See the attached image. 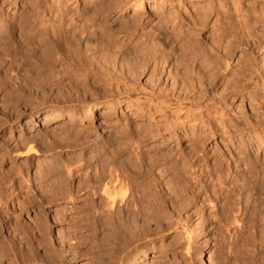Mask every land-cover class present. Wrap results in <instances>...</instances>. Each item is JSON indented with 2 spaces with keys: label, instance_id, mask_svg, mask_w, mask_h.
Listing matches in <instances>:
<instances>
[{
  "label": "rangeland",
  "instance_id": "1",
  "mask_svg": "<svg viewBox=\"0 0 264 264\" xmlns=\"http://www.w3.org/2000/svg\"><path fill=\"white\" fill-rule=\"evenodd\" d=\"M10 1L3 5L0 15L3 41L0 45V264H138L141 260L153 261L149 264L264 262V245L261 248L258 243L260 238L253 228L254 223L247 225L244 220L246 214L250 215L262 204L264 197L256 189L259 176L264 174V90H257L255 100L242 99L234 91L242 82L236 72L235 82L227 79L213 86L212 78L206 74L209 67L199 55L203 49L217 48L218 34L222 29H231L238 33L239 48L247 49L246 57L253 64L255 75L264 81V56L258 44L262 40L264 0H217L212 7L200 0H184L185 5L181 6L178 0H166L155 8L152 2L140 17L134 34L115 35L121 45L134 42L138 36L142 41L153 39L152 45H159L156 47L160 51L168 53V61L187 46L184 42L188 39L175 40L172 36L181 29L194 42L199 61L197 67L193 64L189 69L187 89L182 90L180 82L174 83L164 73L151 76V70L136 74L126 70L123 55L114 51L118 44L115 45V39L108 33L128 21L129 14L119 15L117 9L111 8L85 23L82 16L91 15L100 0H92V3L38 0L47 11L18 25L15 17L22 13V8L33 6L36 0ZM160 1L154 2L159 4ZM167 16L175 18V23H159L160 18L167 19ZM45 19L47 23L40 25ZM12 21L16 22L10 27ZM21 30L25 36L21 35ZM69 39L78 42L76 56L81 54L82 57L77 58L74 49L67 51L65 47L64 52L59 51L61 55L50 54L51 62L49 56L44 60L48 47ZM72 55L82 64L85 58L87 67L89 63L91 67L81 66L74 58L75 62L70 61ZM61 56L62 62L55 63V58ZM238 56L239 52L235 57ZM46 61L56 66L49 63L46 66ZM83 66L85 69L81 68ZM74 68L80 71L77 70L79 75ZM195 69L199 75L195 74ZM98 71L106 76L101 77ZM205 86H208V97L199 98L206 101L208 107L202 108V117L188 109L183 112L177 109L179 105L173 94L182 97L193 94L198 98L200 92L196 90ZM113 94L122 101L113 113L101 109L93 120L85 118L84 113L93 100H103L108 105ZM53 108L59 110L60 116L50 115ZM71 113L73 118L69 117ZM28 148H33L34 152L25 154ZM139 153L148 158L155 154L165 157L156 165L150 177L154 182H149V187L131 171H135L134 167L138 169L136 155ZM41 156L53 158L49 166L53 171L42 170L38 161ZM115 158L132 177L127 192L129 199L142 194L145 199L140 203L142 211L150 216L154 212L153 217L111 218L103 197L98 191L92 194V189L87 187L91 184L88 177L94 175L93 166ZM191 162H195L193 167L189 166ZM66 164L71 165V174L66 173ZM183 164L186 171L181 170ZM167 168L173 173L186 172L183 179L187 178L188 185L194 189L197 186L194 178L207 183H211L212 178L214 189L226 187L224 178L229 177L238 186L244 184L241 195L237 192L238 197L233 195L238 200L231 199L235 201L232 214L239 216V223L226 228L217 220L212 222L216 207L206 201L202 203L196 193L197 197L189 201L190 204L187 200L194 197L189 187L184 188L187 192L181 195L185 196L183 198L191 196L183 200L180 195L178 201L174 197L179 187L177 182L168 184L170 176L167 174L157 176L158 171ZM217 174L224 177L221 178L223 183L215 182L213 178ZM246 175L250 177L247 179ZM136 181L145 184L142 186ZM169 200L167 208H159ZM212 200V204H220L218 199ZM131 201L127 207L121 205L122 208L131 211L135 208V211L139 202L137 207H132ZM157 211L160 216L155 215ZM118 225L125 229L121 234L115 230ZM240 226L245 229L241 230ZM157 250H160L159 257H149Z\"/></svg>",
  "mask_w": 264,
  "mask_h": 264
},
{
  "label": "bare ground",
  "instance_id": "2",
  "mask_svg": "<svg viewBox=\"0 0 264 264\" xmlns=\"http://www.w3.org/2000/svg\"><path fill=\"white\" fill-rule=\"evenodd\" d=\"M10 0H0V15L2 14V9L4 8L3 5L6 3H8ZM59 1V0H58ZM92 0H81L80 2H91ZM155 0H100V3L98 4V2L96 4H98L93 13L91 15H83L82 18L84 19L85 23L88 21H91L96 15H98L99 13H104L108 10H110L111 8H114V9H117L118 10V13L119 15H124V14H129V19L128 21L126 20V22H122V24L119 26V28L117 29H113L109 31V35L111 37H113L114 39V43L115 45L118 44V45H121L122 42L119 41V37L116 38L115 35L117 36L118 34H123L121 36H129L131 34H134L136 31H137V28L139 26V21L140 20V17H142V15L145 13L146 9L148 8V4H151L152 2V5L153 7L155 8V5H162V3L166 0H161L159 2V4L157 2H154ZM171 1V0H170ZM201 2L203 3H206V5L208 6H215L217 0H200ZM11 2V1H10ZM32 2V0H31ZM65 2V1H64ZM58 3V2H57ZM92 3V2H91ZM43 5V4H42ZM47 5V4H46ZM176 5V4H175ZM178 5H185V2L184 0H178ZM48 7V6H47ZM58 7V6H57ZM159 7V6H158ZM23 11L21 14L17 15L15 17V20L18 22V25H21L22 23H26V22H29L31 21L32 17L36 14H40L42 13L43 11L45 12V8H42L41 6V3L36 0V2L34 1V4L33 6H28L25 7V8H22ZM49 9V7H48ZM47 11V10H46ZM62 12V11H61ZM48 13V12H47ZM43 14V13H42ZM45 16V15H44ZM87 16V17H86ZM168 18L166 19V17H162L159 19V23H175V18H169V16H167ZM61 19V18H60ZM62 20V19H61ZM16 21H12L10 23V27L14 26L15 25V22ZM82 21V20H81ZM47 23V19L43 20L40 22V25L44 26L45 24ZM8 24V23H7ZM84 24H82L81 26H83ZM8 26V25H7ZM261 35L260 36L262 38V40H260V42H258L259 44V48L260 50L262 51V54L264 56V20L261 21ZM79 27V26H78ZM85 27V26H83ZM83 29V28H82ZM22 31V30H21ZM25 31V30H24ZM81 31V30H80ZM23 32V31H22ZM26 33V31H25ZM21 34V32H20ZM27 34V33H26ZM76 34V32H75ZM81 34V33H80ZM22 36H25L24 32L21 34ZM171 35V33H170ZM21 36V37H22ZM27 36V35H26ZM72 36V35H71ZM74 36V35H73ZM145 36V35H143ZM175 40L177 39H180V40H185V39H188L184 42L187 43V46L184 48L182 47V44L180 47L181 48V53L177 54L176 57H173L171 59H169L168 61H166V59L168 58L166 54H168L167 52L165 53L162 49V51H160V49H158L157 47H159V45H152L151 44V41L153 39H150V38H146L144 39L143 41L140 39V36H138L137 40H135L134 42H130V44L126 45L123 44L121 46H118L117 45V49H114L117 50L118 54H122V59H123V65L125 66L126 70L127 71H130L129 73L130 74H136V73H142L144 72L145 70H151V76L152 75H158L160 72L161 73H164L163 75H166L169 79H172V81L177 82L179 83L180 82V88L179 89H187V79H188V71L189 69L193 66V64H195V66L197 67L198 64H199V61L198 59L196 58L198 54H195L197 49L194 47V42L192 41V39L187 36L185 33H183L181 31V29H178V31H174L173 32V35ZM150 37V36H149ZM153 37V36H152ZM170 37V36H169ZM172 37V38H173ZM27 38V37H26ZM75 38V37H74ZM143 38V37H142ZM112 39V38H111ZM110 39V40H111ZM260 39V38H259ZM29 40V39H28ZM44 40V39H43ZM50 41V40H49ZM112 41V40H111ZM110 41V42H111ZM217 48L216 47H211L209 48L208 50H205L203 49L202 50V54H199L201 55L200 57H204V60L206 61V64L207 66L209 67L208 71H206V74L208 76H210L212 78V85L214 86L218 81H226L227 79H233L234 82L236 81V77L234 74L235 72L238 73V77L240 78V81L242 80V82L240 84H237L239 83L238 80H237V85H234L235 83H233V80H231V82L233 83L234 86H237L236 88H234V91L236 90V93L237 95L239 94V96L243 99L245 97H249L253 100H255L256 98V94H257V90L258 89H263L264 90V81H261V79H259L254 73V68L252 67L253 64H251V60H249L247 57H246V50L247 49H240L239 46L241 44L240 42V38L238 36V33L236 31H233L231 29H222V31L218 34L217 36ZM3 41L0 39V45ZM5 42V40H4ZM10 42V41H9ZM77 41L73 40V39H69V40H66V41H62L61 43H58V44H55L52 45L51 47H48V54H45L43 55L44 56V60H47V56L48 57V61L50 58H52L50 56V54H56L58 56V54L60 53L59 51H63L62 49H66L68 51V49H74V54L76 56V45H77ZM113 43V42H112ZM124 43V42H123ZM52 44V43H51ZM110 44V43H109ZM5 45V44H4ZM66 45V46H65ZM107 45V44H106ZM113 45V44H111ZM113 45V46H115ZM88 46V45H87ZM113 46H111L113 48ZM130 46V47H129ZM1 47V46H0ZM107 47V46H106ZM109 47V46H108ZM8 50L10 49L9 46H7ZM76 48V49H75ZM110 48V47H109ZM4 50H6V47L3 48ZM2 49V50H3ZM30 49V48H29ZM108 49V48H107ZM180 49V48H179ZM7 50V51H8ZM89 50V49H88ZM106 50V49H105ZM6 51V53H7ZM29 51V50H28ZM31 51V50H30ZM113 51V50H112ZM113 51V52H114ZM1 52V50H0ZM5 52V51H3ZM47 52V51H46ZM64 52V51H63ZM62 52V53H63ZM79 52V51H78ZM107 52L108 54V51H105V53ZM115 52V53H117ZM239 52V56L236 58V54ZM5 53V54H6ZM11 54V52H9ZM88 53V52H87ZM111 53V52H110ZM4 54V53H3ZM29 54V53H28ZM132 54V57L130 56ZM13 55V54H12ZM61 55V54H59ZM79 55V57H82L81 54H77ZM129 55V57H128ZM90 56V55H89ZM99 56V55H98ZM109 56V55H108ZM113 56H114V53H113ZM77 57V56H76ZM77 57V58H79ZM86 59L88 58L87 56H85ZM111 58V56H109ZM120 57V56H119ZM172 57V56H171ZM28 58V56H27ZM71 58V57H70ZM69 58V59H70ZM74 56L72 55V59L74 61ZM84 58V57H83ZM92 58V57H91ZM101 58V57H100ZM113 58V57H112ZM234 58L236 59L235 62L233 63L234 61ZM264 58V57H263ZM32 59V58H31ZM53 59V58H52ZM56 61L55 63L57 62H60L62 60V56L61 58L59 57H56L55 58ZM54 59V60H55ZM68 59V58H66ZM99 59V58H98ZM114 59V58H113ZM202 59V58H201ZM58 60V61H57ZM64 60V59H63ZM78 60L80 62L79 59H75V61ZM88 60V59H87ZM86 60V62H87ZM92 60V59H91ZM109 60V59H108ZM112 60V59H111ZM110 60V61H111ZM115 60V59H114ZM119 60V59H118ZM203 60V61H204ZM41 61V60H40ZM69 61V62H70ZM74 61V62H75ZM83 61V60H82ZM97 61V59H96ZM121 61V59H120ZM172 61V62H171ZM51 62V60L49 61ZM49 62H45L46 63H49ZM62 62V61H61ZM68 62V63H69ZM89 62V61H88ZM169 64H167V63ZM171 62V63H170ZM2 63V62H1ZM0 63V64H1ZM54 63V61H53ZM52 63V64H53ZM81 63V66L82 65H86L87 67V64L85 63V58H84V61H83V64L82 62ZM85 63V64H84ZM92 63V62H91ZM101 63V62H100ZM114 63V62H113ZM50 64V63H49ZM59 64V63H58ZM77 64V63H76ZM79 64V63H78ZM99 64V63H97ZM121 64V63H120ZM167 64V65H165ZM241 66L239 67L238 65ZM44 65V64H43ZM51 65V64H50ZM48 65V68L51 67V66H56L55 65ZM67 65V64H66ZM153 65V66H152ZM32 66V65H31ZM45 66V65H44ZM47 66V64H46ZM60 66H65V64L63 65L62 63H60ZM69 65H67L68 67ZM102 66V65H101ZM118 66V65H117ZM116 66V67H117ZM152 66V67H151ZM156 66V67H155ZM58 67V65H57ZM76 67H78L79 69V66L76 65ZM85 66L81 67V68H84ZM88 67L90 68V63L88 64ZM87 67V68H88ZM96 67V66H95ZM152 69H151V68ZM55 68V67H53ZM60 68V67H58ZM57 68V69H58ZM65 68V67H64ZM66 69V68H65ZM69 69V67H68ZM75 69V68H74ZM77 69V70H78ZM85 69V68H84ZM83 69V71H85ZM97 69H98V66H97ZM101 69V68H100ZM103 69V67H102ZM67 70V69H66ZM76 70V69H75ZM74 70V71H75ZM76 70V71H77ZM82 71V69H80ZM91 70V69H90ZM89 70V71H90ZM9 71V70H8ZM70 71L72 72V70L70 69ZM79 71V70H78ZM77 71V75H79V72ZM107 71V70H105ZM37 72V71H36ZM53 72V71H52ZM69 72V71H68ZM93 72V71H92ZM91 72V73H92ZM96 72V71H95ZM99 72V71H98ZM63 73V72H62ZM90 73V72H89ZM94 73V72H93ZM97 73V72H96ZM106 73V72H105ZM147 73V72H146ZM200 72H198L196 69H195V74H198ZM82 74V73H81ZM100 74V72H99ZM84 75V74H83ZM101 77H105L106 74H100ZM105 75V76H104ZM108 75V74H107ZM199 75V74H198ZM138 76V74H137ZM151 76L149 77V79L151 78ZM237 77V78H238ZM55 78V77H54ZM134 78H135V75H134ZM132 79V78H131ZM133 81V80H132ZM109 83V82H108ZM130 85V84H129ZM126 87V86H125ZM109 88V87H108ZM128 90V89H127ZM120 91V90H119ZM126 91V90H125ZM196 91H199L200 93L197 95L198 98H196L194 95V97L192 95L189 96V94L185 95V96H181V95H176L173 94L174 96V100L176 101L177 105L178 106V110H181L182 112L185 111L186 109H188L189 111H193L195 114L197 115H203L202 113V108L204 109L207 108L206 107V101L205 103L199 98V97H208V86H205V87H202L201 89L199 90H196ZM107 92V91H106ZM128 92V91H127ZM202 92V93H201ZM110 93V92H109ZM112 93V92H111ZM122 93H124L122 91ZM179 93V92H178ZM158 94V93H157ZM156 94V95H157ZM118 95V94H117ZM155 95V94H154ZM162 96L164 94H161ZM167 95V94H165ZM171 95V94H170ZM202 95V96H201ZM158 97L159 94L157 95ZM192 96V97H191ZM128 97V96H127ZM157 97V98H158ZM156 98V99H157ZM125 99V98H123ZM203 99V98H202ZM129 100V99H128ZM207 100V99H205ZM122 101L120 100L119 97L117 96H114V94L112 95L111 97V100H110V104L107 105V103L105 104V102L103 100H99V99H96V100H93V102L91 103V105L87 108V110L85 111L84 113V116L85 118H87L88 120H93L97 113H98V110H101V109H107L106 110V113H113L114 110L116 109V106H118ZM125 102V100H124ZM127 102V101H126ZM160 104V103H159ZM166 104V103H165ZM174 105V104H172ZM129 106H133V103L130 102L129 103ZM166 106V105H165ZM168 106V105H167ZM176 106V104L174 105ZM111 107V108H110ZM175 108V107H174ZM158 109H161V108H158ZM176 109V108H175ZM185 109V110H184ZM177 110V111H178ZM189 113V112H188ZM192 112H190L191 114ZM187 115V116H190ZM193 114V113H192ZM50 115H57V116H60V112L58 109L56 108H53L51 111H50ZM110 114H108L107 116H109ZM201 115V117H202ZM69 117L70 118H73L74 117V114H69ZM196 117V116H195ZM189 118V117H188ZM194 118V117H193ZM45 119V118H44ZM190 123H194V122H190ZM258 137V136H257ZM135 141H133L134 143ZM133 145V144H132ZM137 145V144H136ZM135 146V145H134ZM136 148V147H135ZM32 149V150H31ZM34 149L33 148H28L25 152V154H28V153H31V152H34L33 151ZM195 151V150H194ZM141 155V156H139ZM197 155V154H196ZM137 156V159H136V162L138 161V169L136 170V168L134 167L133 169H135V171L131 170L132 173L135 174L136 177H140L142 178V181L143 182H147V184L150 182H154V181H151L152 179L150 178L152 176V173L153 171H155L157 168H156V165L159 164L160 162L159 161H162V159H164L165 157H163V155L159 156V155H153V158H148L146 157V155H142V154H138L136 155ZM152 155H150L149 157H151ZM53 158L49 157V156H41V158H39V162H40V165L43 167L42 170H51L53 171L54 169L53 168H50V161L52 160ZM187 159V158H186ZM192 159V158H191ZM77 160H80V159H77ZM159 162V163H158ZM195 163V162H194ZM194 163L191 162V164L189 165L190 167H193L194 166ZM122 164V163H121ZM121 164L118 163V161H116V158L115 160L113 159L112 161H109L107 162L106 164H100L99 162L96 163V165L93 166L94 168V175H92L91 177H88L91 179V184L90 185H87V187H90L92 189V194L95 195V193L98 191L99 194L103 197V200H104V204L107 208V212H110L108 213L110 215V217L116 219V218H120V219H123L125 216L127 217H136V216H145L146 217H149V213L147 212H143L142 211V205L144 203L143 200H145L142 196V194L140 195V193L138 194V197L136 195L137 198H135V195H134V198L132 197V199H129V194H127L128 192V185L130 184V180H132L129 176V173H126L127 169L124 170L121 166ZM178 164V163H177ZM185 164V163H184ZM183 164V168L181 170L183 171H186L187 167H185V165ZM263 164V163H262ZM81 165H85V163H81ZM64 166V165H63ZM98 166V167H97ZM127 166V165H126ZM134 166V165H133ZM86 167H89L86 166ZM158 167V166H157ZM262 167V166H260ZM78 168V167H77ZM189 168V167H188ZM200 168V167H199ZM59 169V168H58ZM64 169L66 171L67 174H71V172L73 171V169L71 168V165L69 164H66L64 166ZM159 169V167H158ZM205 169V168H204ZM201 171H203L202 168H200ZM264 170V167L262 168V171ZM249 171V170H248ZM130 172V171H129ZM167 172V173H166ZM186 172H183L182 171H176L173 173V171L170 169V168H167V169H161V171H158L157 173V176H162L163 174H167L168 176H170L169 178V181L167 182L169 184V182H172L171 184L174 185V182L176 183L177 182V186L179 185V187H177V189L175 190L174 192V197L177 198V200L179 199L178 196H180L182 193L184 194L185 192L187 191H184L185 189L184 188H187L189 187L190 190L189 192H191V194H193L192 196L189 195V197H194L192 199H188L187 196L186 198L188 199L187 201H192L193 199H195V194L196 195L198 194V197H200L202 200L201 202H207L209 205L211 204L212 206L211 207H216V210L213 212L212 214V218H211V221L214 222L215 220H217V222H220L223 224V227H226L231 225V224H234V223H239L240 219L238 220L239 216H236L234 214H232L235 210V206H233V203L235 202H232L231 199H233V197L235 196H239L241 195V190L244 188V184H242L241 186H238L234 181L230 180V177L229 178H224V177H221L220 174H217L215 178H213L215 180V182H219L218 184H221L223 183V180H221V178H224L225 180H227V186L226 187H222V186H219V188L217 189H214L213 187V183H212V178H211V183H207V182H204L202 181L201 179H196L194 178V181L193 183H196V187L195 189L191 186V185H188L190 183L189 180H186L183 179V175H185ZM221 173V172H220ZM248 173V172H247ZM155 174V173H154ZM211 174V173H210ZM132 175V174H130ZM166 175V177H167ZM226 175V174H225ZM250 175V174H249ZM252 175V174H251ZM196 176V175H195ZM200 176V175H199ZM209 176V175H208ZM247 176V175H246ZM135 177V178H136ZM153 177V176H152ZM156 177V176H155ZM211 177V176H210ZM250 177V176H249ZM248 176L246 177L247 179L249 178ZM134 178V179H135ZM204 178V177H203ZM245 178V179H246ZM165 179V178H164ZM255 179V178H254ZM89 180V179H88ZM138 180V179H137ZM154 180V179H153ZM157 180V179H156ZM193 180V179H192ZM140 181V180H139ZM138 181V182H139ZM237 181V180H236ZM85 182V181H84ZM137 182V181H136ZM137 182V183H138ZM141 182V181H140ZM139 182V183H140ZM162 182V181H161ZM89 182H87L88 184ZM135 183V182H134ZM133 183V184H134ZM138 183V184H139ZM166 183V182H165ZM166 183V184H167ZM192 183V184H193ZM258 186L256 189L257 192L261 195L264 194V174H262V176H259L258 178ZM136 184V183H135ZM142 184V186L145 184L143 183H140V185ZM155 184V183H154ZM182 184V185H181ZM150 184L146 185L147 187H149ZM152 185V184H151ZM176 185V184H175ZM188 185V186H187ZM139 186V185H138ZM172 186V185H171ZM224 186V185H223ZM174 187V186H173ZM188 188V189H189ZM253 188V186H252ZM151 189V188H150ZM187 189V190H188ZM184 191V192H183ZM156 192V191H155ZM154 192V193H155ZM169 192V191H168ZM237 192V193H236ZM237 195H236V194ZM257 193V194H258ZM136 194V193H135ZM148 194L150 195V191L148 192ZM140 195V196H139ZM146 195V194H145ZM154 196L156 194H153ZM152 195V196H153ZM173 195V194H172ZM216 195V196H215ZM235 195V196H233ZM153 196V197H154ZM182 196V195H181ZM203 196V197H202ZM237 196V197H238ZM71 197V196H70ZM156 197V196H155ZM160 197V196H159ZM172 197V196H171ZM185 196H182L181 199H186V198H183ZM260 197V195H259ZM214 198V201L215 199H218L219 200V205L217 206V204H212V199ZM236 198V197H235ZM20 199V198H19ZM174 199V198H173ZM237 199V198H236ZM70 200L72 201V199L70 198ZM130 200H132V207L133 206H136V203H138V207L137 209L134 211V209L131 210H124L122 208L121 205H125L126 207L129 206V203H130ZM172 200V199H170ZM164 201L162 203V205L159 207V208H165L168 203L170 204L171 201ZM175 200V199H174ZM173 200V201H174ZM180 200V199H179ZM178 200V201H179ZM182 200V201H183ZM235 200V199H234ZM238 200V199H237ZM236 200V202H238ZM181 201L182 205L183 202ZM186 203V204H189V203ZM141 203V204H140ZM174 203V202H173ZM176 203V202H175ZM178 203V202H177ZM239 203V202H238ZM191 204V203H190ZM160 205V204H159ZM171 206V205H170ZM75 208L77 207L76 205L74 206ZM145 210H146V207H144ZM167 208V207H166ZM150 209V208H149ZM156 209H158V207H156ZM239 209V208H238ZM144 210V209H143ZM165 210V209H164ZM151 211V210H150ZM160 211V210H159ZM152 213V212H151ZM150 213V214H151ZM159 212L157 211L156 214H158ZM248 213V212H247ZM235 214H237L235 212ZM250 214V213H249ZM154 215V212L151 214V216ZM159 215V214H158ZM232 217H231V216ZM150 216V217H151ZM160 216V215H159ZM203 216V215H202ZM109 217V216H108ZM153 217V216H152ZM211 217V216H210ZM144 218V217H143ZM246 218V219H245ZM242 219V218H241ZM243 220V219H242ZM244 220H245V223L248 225V223H254L253 225V228L255 229V232L257 234V236H259L260 238V241L258 242L262 248V246L264 245V241L263 240V237H264V197L262 198V204L259 205V206H256L250 215H247L244 217ZM216 222V221H215ZM219 224V223H218ZM236 224V226H237ZM243 224V223H242ZM246 224L245 225V228L248 227ZM48 225V224H47ZM142 225V224H141ZM221 226V225H220ZM233 226V225H232ZM252 226V225H251ZM241 227V226H240ZM244 226L241 227V230L242 229H245L243 228ZM224 228V229H226ZM233 228V227H232ZM124 228L120 227L118 225V227H116V232L117 233H120L122 232ZM114 230V228H113ZM114 230V231H115ZM125 230V229H124ZM227 230V229H226ZM225 230V231H226ZM112 231V230H111ZM130 231V230H129ZM228 231V230H227ZM128 232V231H127ZM236 232V231H235ZM115 233V232H114ZM115 233V234H117ZM252 233V232H251ZM121 234V233H120ZM127 234V233H125ZM129 234V233H128ZM197 234V233H196ZM255 235V234H254ZM256 236V235H255ZM256 236V237H257ZM193 237V236H192ZM195 237V236H194ZM256 239V238H255ZM258 248V247H257ZM258 255V254H257ZM160 256V250H157L156 252H152L150 254L149 257H152L153 259H156L157 257ZM261 259V258H260ZM258 260V259H257ZM150 262H153V261H150ZM149 261L145 262L144 260H141L138 264H149L150 263ZM260 264L261 263H264L262 262V260H259ZM257 263V262H256ZM255 263V264H256Z\"/></svg>",
  "mask_w": 264,
  "mask_h": 264
}]
</instances>
